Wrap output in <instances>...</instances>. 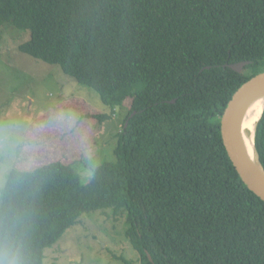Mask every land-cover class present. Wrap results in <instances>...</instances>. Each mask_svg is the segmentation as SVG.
Listing matches in <instances>:
<instances>
[{"label": "trees", "instance_id": "16d2710c", "mask_svg": "<svg viewBox=\"0 0 264 264\" xmlns=\"http://www.w3.org/2000/svg\"><path fill=\"white\" fill-rule=\"evenodd\" d=\"M11 28L29 36L21 53L112 112L132 106L89 182L58 161L7 175L0 264H46L84 214L111 209L141 264H264V202L221 133L233 95L264 72V0H0V38ZM256 147L264 166V113Z\"/></svg>", "mask_w": 264, "mask_h": 264}, {"label": "rangeland", "instance_id": "374dc122", "mask_svg": "<svg viewBox=\"0 0 264 264\" xmlns=\"http://www.w3.org/2000/svg\"><path fill=\"white\" fill-rule=\"evenodd\" d=\"M28 39L14 28L0 38V190L13 169L32 171L57 161L74 165L89 182L92 168L115 160L132 99L112 112L59 66L21 53ZM103 115L110 117L101 121ZM118 215L113 209L84 214L46 251V264H141L126 236L127 216Z\"/></svg>", "mask_w": 264, "mask_h": 264}, {"label": "water", "instance_id": "95a60500", "mask_svg": "<svg viewBox=\"0 0 264 264\" xmlns=\"http://www.w3.org/2000/svg\"><path fill=\"white\" fill-rule=\"evenodd\" d=\"M250 64L251 62H244L232 67L242 73ZM260 96H264V72L244 83L233 95L221 118V133L228 156L238 175L249 190L264 202V166L256 147L258 124L253 138L254 158L246 151L241 131V121L246 110L252 101ZM150 260L152 261L151 256Z\"/></svg>", "mask_w": 264, "mask_h": 264}, {"label": "bare ground", "instance_id": "6f19581e", "mask_svg": "<svg viewBox=\"0 0 264 264\" xmlns=\"http://www.w3.org/2000/svg\"><path fill=\"white\" fill-rule=\"evenodd\" d=\"M263 112L264 96H260L252 101L241 121V131L243 134L244 146L251 158L255 157L253 138L256 126L262 117Z\"/></svg>", "mask_w": 264, "mask_h": 264}]
</instances>
